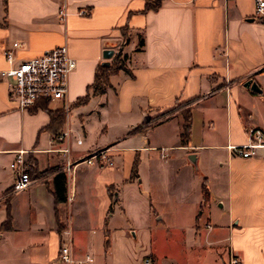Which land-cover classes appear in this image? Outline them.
Wrapping results in <instances>:
<instances>
[{
	"label": "crops",
	"instance_id": "1",
	"mask_svg": "<svg viewBox=\"0 0 264 264\" xmlns=\"http://www.w3.org/2000/svg\"><path fill=\"white\" fill-rule=\"evenodd\" d=\"M151 1L0 0V73L10 67L9 50L18 64L66 45L77 63L65 101L28 110L10 101L13 81L0 74V264H66L63 244L78 262L163 264L153 231L172 219L186 225L174 229L189 233L209 264H230L232 255L264 264V148L248 158L230 149L248 143L249 129L264 130V14L255 0H163L146 10ZM125 27L144 33L142 51L135 40L125 44ZM120 51L130 73L116 72L103 94L75 105ZM59 110L67 115L56 134L68 133L63 142L49 129L50 111ZM103 148L113 164L78 162ZM20 151L36 181L13 192L19 175L10 164ZM126 185L135 202L124 200Z\"/></svg>",
	"mask_w": 264,
	"mask_h": 264
},
{
	"label": "built area",
	"instance_id": "2",
	"mask_svg": "<svg viewBox=\"0 0 264 264\" xmlns=\"http://www.w3.org/2000/svg\"><path fill=\"white\" fill-rule=\"evenodd\" d=\"M257 15L264 14V0H255ZM89 11L80 9L78 14L86 15ZM59 17L64 19L67 14L65 3L59 8ZM6 58L10 67L1 71L4 77H10L12 84L10 86V101L19 110H28L35 107L40 102L51 103L54 101H65L68 93V78L75 70L76 60L69 54L66 45L58 46L44 51L42 54L21 61L15 64V54L12 50L6 52ZM68 108V105H66ZM248 143L244 145H231L230 149L237 155L248 158L257 153L259 149L264 148V130L257 127L248 130ZM68 137V133H60L54 137L55 140L63 142ZM81 144L82 140L79 139ZM64 153L69 154V148L62 149ZM109 149L98 150L86 158L78 161L79 163L94 164L99 161L113 164L108 155ZM27 152L20 151L11 162L10 167L16 171L19 177L13 185V192H21L32 185L36 180L31 178L30 170L33 168L25 156ZM71 162L68 161L67 168L70 170ZM59 257L66 264H90L92 259L87 257L84 261H76L73 257L71 246L63 244L59 250ZM150 264V261H146ZM230 264H241L240 259L232 255Z\"/></svg>",
	"mask_w": 264,
	"mask_h": 264
},
{
	"label": "trees",
	"instance_id": "3",
	"mask_svg": "<svg viewBox=\"0 0 264 264\" xmlns=\"http://www.w3.org/2000/svg\"><path fill=\"white\" fill-rule=\"evenodd\" d=\"M162 2H163V0L151 1L147 4L146 10H152V9L156 10L161 6ZM123 36L125 38V44H128V43L132 42L133 40H135L134 43L136 46V50L142 51L144 49L145 35L143 32L131 31L128 27H125L123 29ZM120 70H124L127 73H130V70L126 66V57L121 56V53L115 55L111 64L102 65L98 68L97 73H96V77H95V82L89 87L88 93L84 97L79 98L77 100V102L75 103V105L87 104L92 95L103 94L107 90V88L110 86V84H109L110 76L115 74L116 72H118ZM45 103H47V102H45ZM180 106H181V104H177L171 110L163 113L160 117H163V116L170 114L172 111L178 109ZM50 112H51V116H52V121H51V125L49 126V129L51 130V132L54 133V135H56L65 122L64 112L62 110H59L56 112H52V111H50ZM169 118H170V116L163 118L160 122L166 121ZM190 126H191L190 115L188 114V112H186L185 124L183 126V131L181 133L182 143L187 142L189 132H190ZM135 173H136V167H135V171H133V176ZM62 177H63L62 174H60L57 177L58 180L56 183L57 184L56 194H57V200L58 201H64L65 200V197L63 195L64 189L62 187H60V179ZM203 193H204V202L206 203L209 200V192H208V187H207L206 183L203 184Z\"/></svg>",
	"mask_w": 264,
	"mask_h": 264
},
{
	"label": "rangeland",
	"instance_id": "4",
	"mask_svg": "<svg viewBox=\"0 0 264 264\" xmlns=\"http://www.w3.org/2000/svg\"><path fill=\"white\" fill-rule=\"evenodd\" d=\"M120 53L121 56L126 57L127 60V55L123 54V52L121 51L119 53H116V55ZM63 112L64 120L66 122L67 115L65 111ZM72 114L75 115V112L73 111ZM74 121L75 119L72 116L69 122L70 124L74 125ZM120 130L121 128L114 129L115 132H118ZM103 149L107 150L108 148ZM103 149H96L95 151ZM137 176L138 175L135 173L133 178L136 180ZM117 183V186L121 188L122 180L118 179ZM135 187L138 188V186ZM122 194L125 201H136L137 196H135V190L132 189V186H123ZM174 228H183L185 231H188L186 229V225L175 223L174 219L170 220L169 224L157 223L155 225L153 231V240L155 243L154 246L156 249V255L159 260L158 262L162 261L163 264H209L208 261L210 260H208L206 254L204 255V252L206 250H201L199 251V254H197L196 252H198V250L194 248V246H192V243H194L192 236L188 232V234L179 233V231L175 230Z\"/></svg>",
	"mask_w": 264,
	"mask_h": 264
},
{
	"label": "water",
	"instance_id": "5",
	"mask_svg": "<svg viewBox=\"0 0 264 264\" xmlns=\"http://www.w3.org/2000/svg\"><path fill=\"white\" fill-rule=\"evenodd\" d=\"M112 54H113V53H112L111 50H110V51H106V53H105L106 57H111ZM109 64H110L109 62H105V63H103V65H109ZM245 85H246L247 87H251V89H252L253 91L261 92V90L259 89V87H258V85H257L256 82L248 81ZM190 160H191V162H192L193 164H196V157H195V155H191Z\"/></svg>",
	"mask_w": 264,
	"mask_h": 264
}]
</instances>
